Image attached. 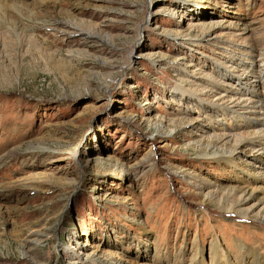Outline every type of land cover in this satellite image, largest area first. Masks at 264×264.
Masks as SVG:
<instances>
[{"label":"rangeland","instance_id":"1","mask_svg":"<svg viewBox=\"0 0 264 264\" xmlns=\"http://www.w3.org/2000/svg\"><path fill=\"white\" fill-rule=\"evenodd\" d=\"M10 1L0 264H214L217 242L264 262V216L235 206L257 164L220 156L209 106L242 45L264 57V0Z\"/></svg>","mask_w":264,"mask_h":264},{"label":"bare ground","instance_id":"2","mask_svg":"<svg viewBox=\"0 0 264 264\" xmlns=\"http://www.w3.org/2000/svg\"><path fill=\"white\" fill-rule=\"evenodd\" d=\"M7 2L8 0H0V6L10 7ZM11 5L15 7L16 3L12 2ZM236 57L241 58L239 68L235 70L236 67H232L225 72V76L230 77L232 74L234 77L230 78L232 83L219 85V100L210 103L209 106L217 109L224 120V124H222L225 128L223 135L225 137H222V141L227 140L226 144L229 145L230 152L228 155L221 154L220 156L232 159L235 152H247V155L253 157V163L257 164V170L253 177L259 183V187L254 186L248 191H241L235 206L238 208L240 216L247 218L256 211L255 216H260L259 219H261L264 216V57H256L254 47L248 44L242 45L237 50ZM232 61H234L233 58L230 62ZM249 73H252L251 78H248ZM239 121L243 128L248 129L249 136H244L243 131L234 133L239 128ZM228 159L226 160L229 161ZM213 247L216 254L214 264H243L240 260L233 262L220 243L217 242ZM257 251L249 252L251 253L249 264H259L261 256ZM261 264H264L263 260Z\"/></svg>","mask_w":264,"mask_h":264}]
</instances>
